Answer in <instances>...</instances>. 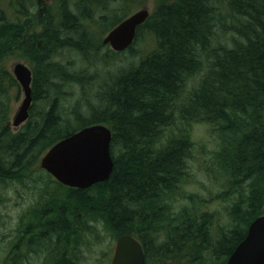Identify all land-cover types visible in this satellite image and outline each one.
Instances as JSON below:
<instances>
[{"label": "trees", "instance_id": "obj_1", "mask_svg": "<svg viewBox=\"0 0 264 264\" xmlns=\"http://www.w3.org/2000/svg\"><path fill=\"white\" fill-rule=\"evenodd\" d=\"M4 1L0 201L9 187L28 202L0 245V264H23L29 251L41 264H85L106 234L110 246L93 264H109L121 234L142 244L145 264H225L264 212V0H156L120 52L101 45L92 28L107 32L140 0H7L11 13ZM67 47L81 65L55 58ZM121 54L117 65L105 57ZM9 57L32 65V104L16 129L10 114L20 87ZM93 123L111 130L106 180L68 187L39 167L54 142ZM194 124L209 127V151L207 139L193 138ZM197 150L204 158L194 169ZM198 174L216 192L187 190ZM212 198L221 204L208 208Z\"/></svg>", "mask_w": 264, "mask_h": 264}, {"label": "water", "instance_id": "obj_2", "mask_svg": "<svg viewBox=\"0 0 264 264\" xmlns=\"http://www.w3.org/2000/svg\"><path fill=\"white\" fill-rule=\"evenodd\" d=\"M148 15L147 7L138 8L110 28L101 43L113 51L125 50L133 43L137 26ZM11 72L23 93L10 120L11 126L17 128L29 116L32 72L22 61L14 62ZM110 141L111 130L105 124L83 126L54 142L40 157L39 167L62 185L86 188L109 177L113 168ZM109 264H145L140 242L130 234L117 236ZM225 264H264V212L248 224Z\"/></svg>", "mask_w": 264, "mask_h": 264}, {"label": "rangeland", "instance_id": "obj_3", "mask_svg": "<svg viewBox=\"0 0 264 264\" xmlns=\"http://www.w3.org/2000/svg\"><path fill=\"white\" fill-rule=\"evenodd\" d=\"M45 1L50 5L58 2V0H45ZM117 1L115 2V4L118 3ZM155 2H156V0H140L139 3L135 2L134 5L132 4V6H129V7L124 6V9L128 10L127 14L131 13L132 11L137 10L138 8L144 7V6L147 7L151 11L155 6ZM8 5H9L8 1L5 0L3 2V7H5L6 10L11 13V7L7 8ZM102 28H103V25L99 26V27L97 26L95 28H92L94 30V32H96L95 36H97V38L100 39L99 43H101V38L106 33L105 31H103V32L100 31V30H102ZM101 45H103V44L101 43ZM143 46H144L143 43H141L140 40H137L134 47L136 49H140ZM68 49H69V51H67ZM105 51H106L105 47H103V48L100 47V48H98L97 52L100 55H102L105 53ZM124 55L125 54H121L120 58H119V56H110V55H106L105 57L108 59V61H113L114 62L113 65H117L118 62L120 63V60ZM55 58L61 62H65V63L66 62L68 63L70 61L71 63L73 62L74 65H77V64L81 65L82 64L80 54L77 51H75V50L73 51L72 49H70L68 47L60 49L58 51L57 55L55 56ZM8 61H7V65L10 69H11L12 64L16 61H22L28 67L32 68L30 60L27 57H9ZM76 92H77V90H76ZM22 97H23V93L21 92V89H20L18 99L16 101H14V103H13V110L10 114V120H11V116L14 113V110L18 107ZM68 99H69L68 103L72 102V100H73L72 97H69ZM65 105H67V104H65ZM194 125H192V127H191L193 138L196 141L201 140V139H207V142L209 143V148H208V151H209L210 148L212 147L211 142H213V137L210 135L209 127L205 124H194ZM10 127H11V129H16L12 126H10ZM193 154H194V157H195V155H196V157H195V160H191L190 163L192 165V168L197 169L199 163L201 161H203L204 156H202V153H201V156H199L198 150L195 151ZM38 164H39V162H38ZM190 183L186 186V189L190 190V191H197L200 194H207L209 188H210V190H212L213 193L216 192V190H217V186H216L217 184H215L214 182L212 183L211 180L208 179V176L205 174H198L197 177H195L194 179H192L190 181ZM4 191L5 192H3V195H4L3 199H2V201H0V245L2 244V246L5 243H7V241L11 238V234L14 233L13 230L15 229L16 222L19 219V213L23 210V208L26 206V204L28 202V198L27 199H25L24 197L18 198L16 196V194L13 192V189H11L9 187L6 188V190H4ZM209 204H211V205H209L208 208H211V207H213V205H216V204L219 205L221 203L218 202V199L212 198L211 202ZM110 241H111V236L109 234H106L103 238V243L101 244V246L108 248L110 246ZM113 245H114V242H113L112 246ZM100 247L93 246V248H91L90 251H87V254L90 253V256L87 258L85 264L95 263L96 258H98L99 254H100V252H99ZM112 251H113V248H112ZM42 262H43L42 255L37 256L32 251L27 252V258L23 259V264H41ZM170 263L176 264L177 259L174 258Z\"/></svg>", "mask_w": 264, "mask_h": 264}, {"label": "bare ground", "instance_id": "obj_4", "mask_svg": "<svg viewBox=\"0 0 264 264\" xmlns=\"http://www.w3.org/2000/svg\"><path fill=\"white\" fill-rule=\"evenodd\" d=\"M59 2H57V4H58ZM56 4V5H57ZM11 11H13V10H11ZM228 13V12H227ZM10 17V16H9ZM13 17V16H12ZM221 19V18H220ZM229 20V19H228ZM220 21V20H219ZM232 21V20H231ZM231 21H230V23H231ZM222 25V24H221ZM229 25V24H228ZM228 25H226V26H228ZM97 27V26H96ZM229 27V26H228ZM85 28V27H84ZM84 28H83V31H84ZM91 28V27H90ZM112 28V27H111ZM234 28V27H233ZM217 29V28H216ZM221 29V28H220ZM228 29V28H227ZM80 30H82V28L80 29ZM85 30H86V28H85ZM88 30V29H87ZM224 30V29H223ZM228 30H230V29H228ZM68 31V30H67ZM144 31V30H143ZM219 31V30H218ZM221 31V30H220ZM71 32V31H70ZM89 32V31H88ZM106 32V31H105ZM230 32V31H229ZM233 32V31H232ZM231 32V33H232ZM73 33V32H72ZM86 34H87V32H85ZM225 33V32H224ZM150 34V33H149ZM217 34H219V33H217ZM216 34V35H217ZM95 35V34H94ZM152 35V34H151ZM69 36H72V35H69ZM218 36V35H217ZM220 36V35H219ZM74 37V36H73ZM69 38V37H68ZM84 38V37H83ZM85 38H87V37H85ZM89 38V37H88ZM218 38V37H217ZM220 38V37H219ZM67 39V38H66ZM72 40V39H71ZM70 40V41H71ZM75 40V39H74ZM87 40V39H86ZM95 40H97L96 38H95ZM88 41H90V40H88ZM150 41V40H149ZM72 42V41H71ZM81 42H83V41H81ZM81 42H80V44H81ZM95 42V41H94ZM66 43V42H65ZM89 43V42H88ZM91 43H93V42H91ZM67 44V43H66ZM104 46H106V45H104ZM135 46V45H134ZM64 47V46H63ZM69 47V46H68ZM71 47V46H70ZM73 47V46H72ZM142 48V47H141ZM74 49V48H73ZM87 49V48H86ZM89 49V48H88ZM87 49V50H88ZM145 49V48H144ZM77 50V49H76ZM75 50V51H76ZM67 51H69V49L67 50ZM74 51V50H73ZM87 52H89V50L87 51ZM104 53V52H103ZM88 54V53H87ZM90 55V54H89ZM91 56V55H90ZM96 56V55H95ZM7 57V56H6ZM97 57V56H96ZM128 57V56H127ZM124 58V57H123ZM137 58V57H136ZM2 59V58H1ZM97 59V58H96ZM98 59H100V58H98ZM122 59V58H121ZM130 59V58H129ZM141 59H142V57H141ZM132 60H133V58H132ZM89 61H91V59L89 60ZM100 61V60H99ZM5 62V61H4ZM3 62V63H4ZM9 62V61H8ZM93 62V61H92ZM95 62H98V61H95ZM99 63V62H98ZM127 63V62H126ZM135 63V62H134ZM136 63H137V61H136ZM6 65V64H5ZM91 65V64H90ZM126 65V64H125ZM99 66H100V64H99ZM128 66V65H127ZM202 66V65H201ZM6 67V66H5ZM74 68V67H73ZM199 68V67H198ZM121 69V68H120ZM206 69V68H205ZM205 69H203V70H205ZM73 70V69H72ZM97 70V69H96ZM82 71V73H83V70H81ZM76 72V71H75ZM69 90V89H68ZM70 91V90H69ZM188 91V90H187ZM22 92V91H21ZM37 103V102H36ZM58 103H59V101H58ZM60 113V112H59ZM206 124V123H205ZM195 126V125H194ZM206 128V127H205ZM225 131V130H224ZM246 131V130H245ZM176 132V131H175ZM227 133V132H226ZM230 133V132H229ZM163 134V133H162ZM208 136V135H207ZM225 136V135H224ZM232 137V136H231ZM230 138V137H229ZM163 140V139H162ZM172 142V141H171ZM181 143V142H180ZM212 143V142H211ZM203 153V152H202ZM201 156V155H200ZM203 165V164H202ZM207 165V164H206ZM182 180H183V178H182ZM181 180V181H182ZM180 181V180H179ZM189 183V182H188ZM191 184V183H190ZM198 184V183H197ZM178 185V184H177ZM176 185V186H177ZM184 185V184H183ZM182 187V186H181ZM174 189V188H173ZM179 189H180V187H179ZM147 259V258H146ZM110 262V261H109Z\"/></svg>", "mask_w": 264, "mask_h": 264}, {"label": "flooded vegetation", "instance_id": "obj_5", "mask_svg": "<svg viewBox=\"0 0 264 264\" xmlns=\"http://www.w3.org/2000/svg\"><path fill=\"white\" fill-rule=\"evenodd\" d=\"M141 247H142V244H141ZM142 250H143V248H142ZM143 253H144V250H143ZM145 257V256H144Z\"/></svg>", "mask_w": 264, "mask_h": 264}]
</instances>
